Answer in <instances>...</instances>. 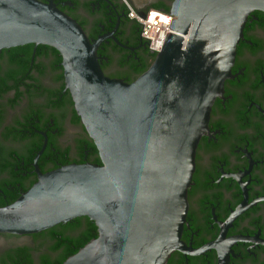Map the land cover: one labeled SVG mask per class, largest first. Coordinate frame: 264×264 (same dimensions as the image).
<instances>
[{"label": "water", "instance_id": "95a60500", "mask_svg": "<svg viewBox=\"0 0 264 264\" xmlns=\"http://www.w3.org/2000/svg\"><path fill=\"white\" fill-rule=\"evenodd\" d=\"M264 0H174L162 49L133 82L106 76L82 27L39 0H0V49L54 47L102 164L40 173L0 207V233H40L79 217L98 227L63 264H166L181 241L196 149L231 77L248 15ZM143 28V25H141Z\"/></svg>", "mask_w": 264, "mask_h": 264}, {"label": "flooded vegetation", "instance_id": "af4514ba", "mask_svg": "<svg viewBox=\"0 0 264 264\" xmlns=\"http://www.w3.org/2000/svg\"><path fill=\"white\" fill-rule=\"evenodd\" d=\"M74 19L92 43L106 76L125 82L156 54L131 9L170 13L174 0H39ZM63 58L45 44L0 49V206L16 200L45 174L94 163L98 150L66 86ZM181 241L166 264H264V11L248 15L231 77L211 109L196 149ZM74 237V231H68ZM29 235L0 233V264L14 250L38 264ZM32 239V238H31ZM43 249H45L43 247Z\"/></svg>", "mask_w": 264, "mask_h": 264}, {"label": "trees", "instance_id": "16d2710c", "mask_svg": "<svg viewBox=\"0 0 264 264\" xmlns=\"http://www.w3.org/2000/svg\"><path fill=\"white\" fill-rule=\"evenodd\" d=\"M94 163L102 164L100 156L95 159ZM68 231H74V237L70 236ZM97 237L98 227L96 223L89 217L84 216L68 223L59 224L40 233H35L31 238L32 243L36 245L34 250L41 251L38 264H63L70 256L77 253L83 246ZM26 252V247L14 250V253L18 256L14 263L32 264V259L25 257Z\"/></svg>", "mask_w": 264, "mask_h": 264}, {"label": "built area", "instance_id": "2783aa9c", "mask_svg": "<svg viewBox=\"0 0 264 264\" xmlns=\"http://www.w3.org/2000/svg\"><path fill=\"white\" fill-rule=\"evenodd\" d=\"M129 16L137 19L142 28V36L148 41L150 48L157 54L161 51L166 34L172 32L169 28L171 20L175 16L171 13L151 9L146 14L141 15L136 10L131 9Z\"/></svg>", "mask_w": 264, "mask_h": 264}, {"label": "rangeland", "instance_id": "374dc122", "mask_svg": "<svg viewBox=\"0 0 264 264\" xmlns=\"http://www.w3.org/2000/svg\"><path fill=\"white\" fill-rule=\"evenodd\" d=\"M5 238L0 237V241H5ZM10 242L14 243H31L32 239L31 238H12L10 239Z\"/></svg>", "mask_w": 264, "mask_h": 264}]
</instances>
